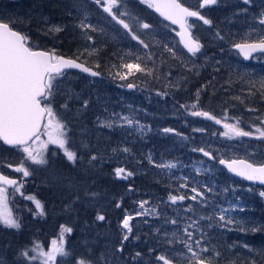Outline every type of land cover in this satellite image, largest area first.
I'll return each instance as SVG.
<instances>
[{"label":"rangeland","instance_id":"rangeland-1","mask_svg":"<svg viewBox=\"0 0 264 264\" xmlns=\"http://www.w3.org/2000/svg\"><path fill=\"white\" fill-rule=\"evenodd\" d=\"M31 1L32 4L30 5H26L25 0H13L9 3L1 2L0 19L4 22H10L12 25L15 24L17 29L24 30L30 40L35 44H38L39 48L43 50L54 49L58 55H62L60 44H64V42L71 43L72 45L76 44L79 52H83L85 46H87L89 50L96 49V54L88 55L87 52H84V54L80 57L83 60L89 62L94 68L104 69L107 76H109V82L113 83L116 88V95L102 94L100 89L103 87V85H101V83H99L94 78L91 79L86 75L75 71L65 74L56 81L57 90L52 97V107L57 113L58 118L67 125V147L69 150L74 151L73 147L75 142L82 136L81 134L77 133V128L74 126L72 120L74 121V117H78L81 121H83V119L87 117L88 120H91L90 129L97 133V138L95 141L98 143L92 149L93 153L90 154L96 155L98 157L97 161L94 162L95 166L93 167L90 165L91 170L96 173L97 170L108 168L112 169L114 166L115 168L124 167L127 170L132 171L134 175L148 178L151 184H154L155 181L162 184L169 183L171 185L169 190L171 191H168V194H171V192L174 190H178V192L172 193V195L177 196L182 194H185L186 196L194 195V193L191 192V189H188L191 185H193L195 188H197V190L202 191L205 194L203 197L205 201L204 203L200 202V198L193 202L198 205H207V207L211 208L213 212V215L209 216L211 219L205 218L203 221H201V228L202 232L204 233L203 238H206V236H208L211 231H214V229H225L228 232L236 233V235H238L241 227L245 229L247 233L252 232L256 234V232L262 231L263 234H261L263 238L261 243H257L255 239L253 241L243 240V244L238 243L234 249L238 251V256L242 253L239 247L245 249L243 252L249 251L247 255L242 256V258L245 259V262L248 261L251 264H256L259 261V258L264 260V217L263 215L260 216L259 214L255 213L254 216H252L253 210H251L252 207L255 206L253 200L261 202L264 207V196L260 195V193L264 191V188H258L242 180L241 181L244 183V185L247 186L241 184L234 187V183H230V185L233 187L232 192L237 195L226 198L225 195H228V193L224 191L225 198L223 205H213L211 202L213 194L208 191L201 190L202 187L200 188L199 186H201L202 183L199 182L195 177L204 176V173L207 172L211 178L217 179L216 170L213 167L215 164L213 163L212 159H210V157L204 156L203 160L199 161V159L193 155L191 148L184 154H180L178 151H175L174 153L172 152L171 155L164 154L156 156L153 147L151 146L153 141L160 137L161 134L176 136L188 130V133L192 137L190 140L187 139V143L192 141V149L202 148L204 151L211 153V156L216 160H219L223 157L229 159L235 157L248 159L255 164L264 163V142H260L259 140H255L249 136L229 138L228 136L224 135V133L227 131L225 128H222L221 131L213 128L209 130L205 124L206 120L203 117L190 115V112L193 110H204L208 112L210 111L216 119L222 120L228 124H236L238 119L240 121L239 126L244 131L253 132V137L255 138L258 134L255 131L256 128L264 129V124H261L260 119H258H264V98L259 97L262 102L259 107H254L253 104L250 106L245 105L240 109H237L235 106H232L230 109H222V106L220 108L210 106L211 108L208 109L209 104L205 103L202 97L203 91H206L205 85L211 84L213 89H218L217 91H224L225 89L223 88L225 87L231 89V87L234 86V84H230V80L223 81L221 78L223 77L221 75L223 74L224 67L227 65L232 67H237L240 64L243 65L241 63L243 60L241 59L240 55L232 50V46L234 44L249 42L264 37V25L259 23L257 24L254 19L248 18L245 11H239V4H243V0H225L222 2L224 9L239 12L237 15L228 14L226 18L221 19L223 20L222 22L217 21L220 25L219 30L223 31L218 37L211 36L214 32L209 31L210 25L204 26V32L202 28L196 31L203 44L207 45L206 43L210 41L207 52L210 53V59H214V65L218 67V71L214 74L208 73V75H192L197 78H203L204 80L201 82L203 84L197 86L195 93H192L187 98L184 97L182 91L174 92L172 95H169L170 91H164L163 88L159 90L158 87H154V89L151 91L147 90L144 84L139 81L141 79L144 80L145 77H147L142 73H134L133 75L128 76V78H136L137 82L128 81V78L124 80H121L118 77L114 78L115 73L117 71H121L119 65L122 62H135L137 55L145 56L146 53L152 54V60L148 62V66L151 67V63L152 65L155 64L157 68L163 66L166 68V70H168L167 74L171 73L174 63L177 62L186 63L188 69L195 72H200L203 71L204 68H207L206 65L208 60H206V54L202 53L195 59L188 55L185 56V51H183L181 45H178L179 38L177 37V33H175L172 28L165 26L163 23H148V7L146 4L140 3V0H124L120 10H126L129 15L121 18L124 19L126 23H129L130 27L135 30L134 33L149 45L147 49L139 44L138 41L133 40L128 30L124 29L120 24L116 23V21L112 20V18L107 13H105L101 7L95 5L92 0H70L69 6L70 8H73V11L71 14L68 12L66 13V15L69 16V20H66L65 23L58 21L54 22L48 17L43 16V14L38 13V11L43 6L42 4L44 0ZM187 1L192 5L194 2H196L195 0ZM262 1L263 0H250V3L248 4L261 3ZM74 4L77 6L73 7ZM213 5L214 4L210 5V7ZM197 7L199 8L198 5ZM206 7L207 5L205 8ZM85 12L88 16L85 22L93 25L97 29L95 32L85 30L88 31V34L93 37L91 41H86L81 34L82 30L76 27L80 20L83 19ZM133 17L139 18L140 22L148 23L151 25V27L149 29H141ZM258 18L260 20L261 16ZM45 20L52 22L49 23V25L59 24L65 26L64 31L56 34L55 36L44 35V37H42V41H40L33 27L37 24H40L41 22H44ZM47 25L48 24L45 23L44 26L41 23V26L38 30L39 33L43 34L42 30L46 29ZM222 34H225L226 36H224L223 39H220L219 37H222ZM210 36L211 40L207 39L210 38ZM45 43H48L50 46H47ZM166 46L175 52V56H173L171 52L167 51ZM182 51L185 54H183ZM62 56L66 57V55ZM121 58H123V61ZM169 64H172V66H168ZM96 65H99V67ZM113 65H117V67L114 68ZM249 65L250 66L248 67H243V69H246V71L243 72V75L252 77L254 79L253 81H257L259 84L264 82V69H261L264 67V57ZM220 69L222 74L218 75ZM163 73L164 72L160 70L158 74L156 72L155 75L151 77L156 79V76L159 75L160 77ZM177 74L178 73H176V75ZM164 79L165 78H159L156 80L161 82ZM165 80L167 81V79ZM109 82H107V86L110 87L111 84ZM117 83H135L138 85V90L136 92L124 93L116 87ZM176 87L178 88V86ZM198 89L200 90L199 97H201L199 102L196 100V93ZM158 93H167V95H158ZM248 93H250L249 90L244 91V94ZM69 94L72 96L71 99L69 98ZM241 99H243V97L240 96L239 100ZM83 100L89 101L88 107L86 109L82 106ZM232 101L236 100H234V98H230L229 103H232ZM243 101L245 102L244 99ZM65 102L68 103L67 109L62 107ZM166 102L173 103L176 109L175 112H173V116L167 117L172 119L174 122L176 121L174 126H180L171 128L172 126L166 125L164 129H173L172 132L168 133H165L164 129L156 124L155 120L159 117L158 113L153 115V113L157 110L156 108L160 109L166 104ZM194 103L197 104L196 109L191 108V105ZM181 105H187L188 107H181ZM176 107L182 108L184 114L180 113ZM249 109H255V111H249ZM121 117H128L134 122L131 126H129L121 119ZM246 120L253 122L252 128L244 123ZM107 123H111L112 127L103 126ZM197 129H201V131H197ZM42 131L44 132V129ZM43 132L40 135L39 140L31 142V147L35 150L34 154L36 152H43V155L48 160V163L40 165L33 164L31 161H26L25 166L28 167L31 173L27 177H24L22 173L15 172L14 170L15 167L20 164L21 160L25 159V154L18 151L17 149L9 151L6 146L0 149L2 152V154L0 152L1 168H4V170L10 174L18 176V178H13L19 179V185H22L19 192L7 188L8 198L6 207L7 210L11 211L12 217L16 219L18 223H20L21 216L26 218L28 215H30V213H33V211L38 212V210L35 208L34 202L32 200L26 199V197H28L26 195L28 192L27 189L33 182V177L35 175H37L36 177H42V173H45L43 176L44 179L42 178V184H45L44 182L51 181L50 184L56 183V185L58 184V181L61 183L60 180L63 178L52 173V175L47 174L51 171L50 166L46 168V171H44L42 168V166H47L49 164L52 165L51 158L53 155H56L57 158H66L64 155H61L63 150L59 149L55 145L48 144L46 149L41 147L42 143L48 139L47 135H44ZM100 135L105 137L104 142L99 140L98 137ZM148 136L151 138L149 144L148 140L145 138ZM157 146L161 151L164 150V145L161 143H159ZM123 148H128L130 151L125 153L122 151ZM113 149H116V151L114 152ZM50 151H52L51 154H49ZM149 156L152 157L153 163H149ZM84 163L89 164L88 157L84 160ZM166 163H173L176 165V167L171 169H163L155 166L156 164ZM189 163L191 164L190 166L187 165ZM215 163L218 165L217 161ZM8 165H11L12 167H8ZM55 167L61 168L60 165ZM189 169H193L191 174L188 173ZM175 171H180V174H183V176H178ZM110 176L117 179V177L114 175V169H112ZM98 179H103L102 175L101 177H98ZM236 179L240 180L239 178ZM177 181L178 183H176ZM181 183H186L188 187H180ZM63 185L69 188V186L66 184ZM45 187L47 189V186ZM133 190L134 189H132V191ZM56 194L57 193H55V195ZM135 195L136 196H134V199L135 202H137L136 204H138L136 208L138 211H143L139 207V203L141 201L140 196L137 194ZM254 197H257V199ZM179 202L182 201H177L176 204ZM148 203L150 205V207L147 209L148 212L152 209H155L156 213H160V209L158 207L162 205L161 202L157 200H148ZM145 207L147 206L145 205ZM221 208L228 210L226 217L235 221L232 225L224 227L222 226V222L218 220ZM149 213H152V211ZM155 216L156 214H154V217ZM259 216L260 218H258ZM134 219L136 222V230L145 235V229L151 227L145 223L146 217H144V215L137 216L135 214ZM154 219H156L153 222L154 225L157 226V224H159L161 230L165 232L170 231L169 234L163 233L162 236H172L171 234L173 232L178 234L175 225L169 227V223H165L162 219ZM0 225L4 227L2 223H0ZM209 225H211V227H209ZM56 234L57 235H54V238L51 239L52 241L56 240L57 243H59L58 237L60 231H58ZM69 235L70 233L65 234V250L66 241ZM202 242L205 245L204 240ZM244 245H248V247L246 248ZM33 246H26L28 248L23 246L22 249L29 250V256L37 255V253L31 251ZM259 246H261V248ZM163 252L171 253V255L182 252L184 253L185 257L190 255L187 253L186 249H182V247L178 248L175 245L167 246V249H164ZM60 259L61 257L58 256L57 262H59ZM6 261L7 260H5V258H0V264H7ZM42 261L43 257L37 256L36 260L29 262L30 264H42Z\"/></svg>","mask_w":264,"mask_h":264},{"label":"trees","instance_id":"trees-1","mask_svg":"<svg viewBox=\"0 0 264 264\" xmlns=\"http://www.w3.org/2000/svg\"><path fill=\"white\" fill-rule=\"evenodd\" d=\"M10 1L13 0H0V3H9ZM25 2L26 5L32 4L31 0H25ZM69 2L70 0H44L43 6L38 13L43 14V16L48 17L54 22L58 21L65 23L66 20H69V16L66 15V13L68 12L71 14L73 11V8L69 6ZM41 23L45 26V21ZM41 23L33 27L40 41H42V37H44V34L38 31ZM49 23L52 22L47 21L46 24L49 25ZM14 27L17 26L14 24ZM20 30L22 31V29ZM45 44L50 46L48 43ZM60 45L61 54L66 55L68 58H75L79 51L76 44L72 45L71 43L64 42V44ZM79 61H83L92 67L89 62L83 60L81 57ZM242 64L243 65L240 64L237 67H232L230 65L224 67L223 77L221 78L223 81L230 80V84H234L231 89L225 87L223 88L225 89L224 91H217L218 89H213L211 84L205 85L206 91H203L202 97L203 101L209 104L208 109L211 108L210 106H215L216 108L222 106V109H230L232 106H235L237 109H240L245 105L250 106L254 104V107H259L262 104L259 99V97L262 98L260 84L257 81H253L254 79L252 77L243 75V72L246 71L243 67H248L250 65L244 62ZM152 66H155V64L152 65L151 63V67ZM168 66H172V64ZM204 69H208V67ZM97 70L105 75L104 80H97L103 85L100 89L101 93L116 95V88L113 83L109 82V76H107L104 69L97 68ZM160 70L164 73L160 77L158 75V77L160 79L165 78L167 81L164 79L159 82V80H156L157 78L153 79V77L149 76L145 77L144 80H139L144 84L147 90L151 91L154 87H158L159 90L163 88L164 91H170L169 95H172L174 92L182 91L184 97L187 98L192 93H195V89L198 85L203 84L201 82L204 79L192 76L196 75L194 73L195 71L189 70L186 63H174L170 75L167 74L168 70L163 66L157 68V74ZM176 73L178 74L176 75ZM106 81L111 84L110 87L107 86ZM128 81L137 82V79L131 77L128 78ZM253 84H255V87L252 86ZM176 86H178V88ZM245 90H249L250 93H254V95H250V93L244 94ZM240 96L243 97L245 102L243 99H236L237 97L240 98ZM230 98H234L236 101L229 103ZM199 99H201V97H199ZM176 108L180 113L184 114L182 108ZM156 109L153 115L157 113L159 115L155 120L158 126L162 127V129H164L166 125L172 126L171 128L180 127L174 126L176 121L174 122L167 117L173 116V112L176 110L173 103L166 102L163 107ZM209 113L211 112L209 111ZM74 118L72 122L77 128V133L82 136L75 142L73 150L78 156L83 157V160L73 165L71 162L67 161L66 158H57L56 155H53L51 158L52 165L42 166L44 171L50 166L51 171L47 174L52 173L61 178L63 177L62 180H60L61 183L58 181L56 185V183L50 184L51 181H48L42 184L45 173H42V177L40 176L41 178L39 176L36 177L37 175L33 177V182L27 189L28 192L26 195L33 196L41 202L44 214L39 215L37 214L38 212L33 211V213H30L26 218L21 216L22 220L20 219V227L18 229L0 225V258H5L7 264H30L28 259L21 255L24 250L22 249L23 246L29 247L38 243L43 246L45 251H48L52 241L51 238H54V235H57L56 233L60 231L61 225H64L73 229L66 241V251L69 255L61 257L60 261L56 264H61V260H63V264H77V261L80 259L86 262L91 261V264H162V262H157L156 260L157 255L160 254H167L169 257H175L174 264H186V260L181 259V257L176 256V254L171 255V253L163 252V250L167 249V246H169L167 241L170 239L174 241L171 245H175L178 248L182 247V249L185 248L183 244L179 243L173 236H162L163 233L169 234L170 231L165 232L161 230L159 224H157V226L154 225L153 222L156 220L154 218L162 219L164 222L166 219H178L179 224L175 225L178 231L177 237L187 239L183 233L185 224L190 222L187 218L191 217L193 220H197L202 230L201 221H203V219L200 218H207L213 215L212 209L208 208L207 205L195 204L188 199L178 204H172L167 199L169 195L168 191H171L169 190L171 186L169 183L162 184L155 181L154 184H151L148 178L139 177L137 175L126 180L122 178H112L110 173L112 169H115V166L112 169L95 170V173L90 169L91 167L89 164L84 163V160L93 153L92 149L98 144L95 141L97 133L90 129L91 120H88L87 117L83 119V121L78 117ZM244 123L252 128L253 122L246 120ZM191 137L188 130L176 136L161 134L160 137L153 141L151 146L156 156L164 154L171 155L172 152L174 153L175 151L184 154L191 148L193 155L199 159V161H202L204 158L202 152L193 151L192 141L187 143V139L190 140ZM98 138L104 142V136L100 135ZM145 138L148 140L149 144L151 138L149 136ZM159 143L164 145L163 151L158 149L157 145ZM52 151H50L49 154H51ZM61 155H64V153H61ZM210 159H212L215 164L213 167L216 170L217 179L211 178L207 172L201 177L195 176L194 173L193 175L202 183L201 186H199L200 188L202 187L201 190L213 194L211 199L213 205H223L225 197L237 195L232 192L233 187L230 183H234V187L241 184L244 185V183L236 179V177L229 175L226 170L218 167L215 163L216 161L218 163V160L215 158ZM58 165H60L61 168L55 167ZM187 165L190 166L191 164L189 163ZM192 172L193 169L188 170L189 174ZM176 174L178 176H183V174H180V171H177ZM101 175L103 179L100 180L98 177H101ZM176 183H178V181ZM63 184H66L69 188ZM45 186H47V189ZM193 187L194 186L191 185L188 189ZM132 189L134 190L132 191ZM224 191L228 193L225 197ZM174 192H178V190L172 191L171 194ZM55 193L57 194L55 195ZM86 193L89 195H86ZM91 193H96V195L92 196L90 195ZM135 194L140 196L141 201L157 200L161 202L162 205L158 207L160 209L159 215L154 217L153 213H149L151 211H149L147 215H144V217H146L145 221H147L145 223L151 226L145 229V235L136 230V222L134 221L135 223L132 224V238L125 242L124 251L121 253L116 251V249L119 246L122 233L120 227L122 218L126 214L135 217V214L139 212L136 208L138 204H136L137 202H135L134 199V196H136ZM254 198L257 199V197ZM253 202L255 206H253L252 209L250 207V209L253 210L252 216H254L255 213L260 216L263 215L264 217V207L262 203L257 200H253ZM118 203L121 205L120 208L116 207ZM145 205L147 206L145 207L147 210L150 205L149 203ZM189 205H191L193 211L185 212L184 209ZM98 213L105 215L106 218L104 221L96 220ZM260 216L258 218H260ZM168 225L169 227L172 226L170 223ZM157 229H159V231H157ZM189 231L194 232L196 239L200 238L201 232H196L194 228H190ZM261 233L263 234L262 231L256 232V234L252 232L247 233L244 229L240 230L238 235H236V233L228 232L225 229H214V231H211L203 240L205 246L220 252L221 255L219 257L213 256L214 262L218 261V264H251L248 261L245 262V259L242 258V256L247 255L249 251L243 252L245 249L239 247L242 253L238 256V251L235 250L234 247L237 246L238 243H242L243 240L253 241L255 239L257 243H261L263 238ZM137 236L139 239H135ZM259 247L261 248V246ZM150 249H153V251H150ZM136 252H140L141 256L133 259ZM204 255L207 256L210 254L205 253ZM256 264H264V260L259 258Z\"/></svg>","mask_w":264,"mask_h":264},{"label":"snow or ice","instance_id":"snow-or-ice-1","mask_svg":"<svg viewBox=\"0 0 264 264\" xmlns=\"http://www.w3.org/2000/svg\"><path fill=\"white\" fill-rule=\"evenodd\" d=\"M92 2L101 7L105 13H107L112 20L120 24L124 29L128 30L131 34L133 40L138 41L145 49L149 47L144 40L140 39L136 35L129 23H126L121 17L128 16L129 13L126 10L121 11V6L123 5L124 0H92ZM244 4L250 3V0H243ZM140 3L146 4L149 8L154 9L160 16L165 20L171 21L172 24H177L181 28V32L178 35L181 36V42L184 47L195 56L200 50L202 45L199 40L192 36L190 31L192 25L188 23L189 18L196 17L199 20L203 21L205 25H211V20L206 19L200 14L199 11L191 10L189 7H185L180 0H140ZM217 0H202L199 4V8H204L206 5L216 4ZM77 5H73L76 7ZM126 9V6H125ZM115 10V11H114ZM70 14V13H69ZM87 13H84L83 19L76 25V27L82 30L81 34L86 41H91L93 37L88 34L90 30L92 32L97 31V29L85 21L87 20ZM133 19L139 24L141 29H149L151 25L148 23H142L139 21V18L133 17ZM45 23L47 21L45 20ZM261 25H264V13H261V18L259 20ZM63 25L59 24H50L46 29L42 30L45 36H55L60 32L64 31ZM219 35V34H217ZM223 39V37H219ZM234 47L240 49L247 58L252 52L261 51L264 52V37H261L258 42L254 43H239L235 44ZM167 48V46H166ZM167 51L171 52L175 56V52L172 49L167 48ZM87 52L88 55L96 54L97 50H89L85 46L83 52H79L75 58H66L64 56L57 55L55 50H39L38 44L30 42V38L18 31L15 30L10 22L0 21V141L3 144L16 148L18 151L25 154V159L21 160L20 164L15 167L16 172H20L24 177L29 176L31 173L28 167L25 166L26 161H31L33 164L44 165L48 163V160L43 155V152H36L34 154V149L31 147L30 142H35L39 140L41 133V128L43 127L44 135H47V141H44L41 145L42 148L46 149L48 144L57 146L59 149L63 150L64 156L67 161L71 162L73 165L77 164L78 161L83 160V157L77 155L75 151L69 150L68 145V128L67 125L58 118L57 113L52 107V97L54 96L57 85L56 81L65 75V69H80L84 73H89L91 76H98L100 73L92 71L91 68L86 67L83 63H79L78 60L81 55ZM123 61V58H121ZM152 60V54L146 53L145 56L137 55L135 62H122L119 65L121 71L115 73L114 78H119L121 80L127 79L128 76L133 75L134 73H142L146 76H154L157 72L155 66L149 67L148 62ZM99 67V65H96ZM117 67V65H113ZM126 70V71H125ZM170 75V73H169ZM155 78L159 79L158 76ZM255 87V84L252 85ZM127 87H133L132 84H128ZM261 96L264 98V82L260 84ZM254 95V93H250ZM158 95H167V93H158ZM200 90H197L196 100L199 102ZM69 98L72 96L69 94ZM78 98V96H77ZM236 99H239L238 97ZM89 104L88 100L82 101L83 108H87ZM63 108H68V103L65 102L62 105ZM181 107L187 108V105H181ZM192 109L197 108V104L194 103L191 105ZM249 111H255V109H249ZM190 115L196 117H204L209 120H215V123H221V120H218L210 114L208 111L204 110H193L190 112ZM121 119L131 126L133 120L128 117H121ZM260 119L261 124H264V119ZM240 121L237 119L236 124H224V128L227 130L224 135L229 138L232 137H247L253 136L254 133L251 131H244L240 126ZM103 126L112 127L111 123L104 124ZM173 129L165 128L164 132H172ZM201 131V129H197ZM256 133L258 139H264V129L256 128ZM115 152L116 149H113ZM123 152L127 153L130 150L128 148H123ZM193 151H200L204 156H211V153L204 151V149H193ZM98 157L96 155H90L88 157V163L91 166H95L94 162L97 161ZM149 163H153L152 157H148ZM219 163L225 165L230 172L235 173L238 176H242L248 180H258L260 183L264 184V164L259 166L254 165L253 163H248L245 160H231L226 161L220 159ZM158 168H174L176 167L173 163L166 164H156ZM8 167H12L8 165ZM114 175L117 178L128 179L134 175L132 171L127 170L124 167H117L114 169ZM5 185H10L15 187V191L19 192L22 185H18V182L14 179H9L7 176L0 174V223L8 228L20 227V224L16 219L12 217L11 211L7 210V188ZM180 187L187 188L186 183L181 184ZM210 190V189H209ZM191 192L194 195H168V200L172 204H176L177 201H184L186 199L191 201H197L200 198V202L204 203V193L198 191L197 188H191ZM86 195H89L86 193ZM90 195L95 196L96 193H91ZM261 196H264V192L260 193ZM26 199L32 200L35 204V208L38 210L39 215L44 214L43 205L39 200L33 196H28ZM148 201H141L139 203L140 209L136 213L137 216L147 215L148 210L145 209V204ZM117 208H120L121 205L116 204ZM153 214L159 215L156 213L155 209L151 210ZM185 212L193 211L191 205L184 209ZM227 209H220L218 220L222 222V226L227 227L232 225L235 221L231 218L226 217ZM179 215V213H178ZM105 215L97 214V221H104ZM188 223L185 224L183 228V233L187 237H177V233L173 232L171 235L176 238V240L183 244L184 248L187 250V253L190 255L185 257L184 253H176V256L181 257L186 260V264H218V261L213 260L214 257H219L221 254L214 249H210L205 246L203 241L204 233L199 227V222L193 220L191 217L187 218ZM200 219H205L201 217ZM211 219V217H207ZM133 220L132 215H124L121 221V238L119 241V246L116 251L123 252L125 247V242L129 241L132 238L133 226L130 223ZM147 222V221H145ZM165 223H170L172 225H178V219L165 220ZM211 227V225H209ZM190 228H194L196 232H201L199 239L195 238L193 231H189ZM231 230V229H229ZM241 230H244L241 227ZM255 230V229H253ZM73 229L71 227H66L61 225L60 234H59V243L56 240H53L51 247L48 251H44L42 245L36 243L31 249L32 252L37 253V255L29 256V250H24L21 255L28 259L29 261H34L37 259V256L43 257L42 264H56L57 257H65L69 253L65 250L64 247V238L66 233H71ZM159 231V229H157ZM167 235V234H166ZM139 239V237H135ZM173 240H168L169 245L173 244ZM248 247V245H244ZM153 251V249H150ZM209 253L210 255H204ZM141 256L140 252H136L133 259H136ZM157 262H162V264H174L175 257H169L167 254H160L156 257ZM63 264V260H61ZM77 264H91V261H84L80 259L77 261Z\"/></svg>","mask_w":264,"mask_h":264},{"label":"flooded vegetation","instance_id":"flooded-vegetation-1","mask_svg":"<svg viewBox=\"0 0 264 264\" xmlns=\"http://www.w3.org/2000/svg\"><path fill=\"white\" fill-rule=\"evenodd\" d=\"M196 2H194L193 3V5L190 3V2H188L187 0H180V2L182 3V4H184V6H186V7H189L191 10H195V11H199L200 12V14L202 15V16H204L206 19H209V20H211V25L209 26L210 27V32H214L211 36H213V37H218L219 35H220V33L221 32H223V31H221V30H219L220 29V25L218 24V22L217 21H219V22H222L223 20H221V19H223V18H226L227 17V15L228 14H232V15H237V13L239 12V11H245V13L247 14V17L248 18H251V19H254L255 20V22L258 24L259 23V16H261V13H264V0L261 2V3H251V4H239V7H240V9H239V11L238 12H235L234 10H226V9H224V6H223V4H222V2L223 1H225V0H217V2L218 3H216V4H214L212 7H210V5H207V7L204 9V8H198L197 7V5L199 6V4L202 2V0H195ZM238 5V4H237ZM147 6V5H146ZM148 7V6H147ZM210 7V8H209ZM203 10H205V11H203ZM147 12H148V23H150V24H152V23H158V24H164L165 26H167V27H169V28H172V30H174V32L175 33H177V37L179 38V41H178V45H181V43H180V35H178V33H179V29L177 28V27H175L174 25H172V24H170L169 22H166L165 20H163L160 16H157L156 14H155V11H153V9L152 8H147ZM188 23L190 24V25H192V27H191V29H190V31H191V33H192V36L194 37V38H196V39H198L199 40V42H200V44L202 45V47H201V50L195 55V56H193V55H191V54H189L185 49H183V47H182V45H181V47H182V49H183V51H185V53L183 52V54H185V56H191V57H193L194 59L196 58V57H198V56H200L202 53H204V54H206L207 55V57H206V60H208V62H207V67H208V69H204L203 71H200V72H194V73H196V75H208V73H211V74H214V73H216L217 71H218V67L217 66H215L214 65V59L212 60V59H210V53L209 52H207V48L209 47V42L210 41H208L206 44L207 45H205V44H203V42H201V40L199 39V36H198V34L196 33V31H198V29H201L202 28V30H203V28H204V26H206L204 23H203V21H201V20H199L198 18H196V17H191V18H189V20H188ZM260 24V23H259ZM132 31L134 32L135 30L134 29H132ZM203 32H204V30H203ZM206 33V32H205ZM217 34H219V35H217ZM211 36H210V38H207V39H209V40H211ZM224 36H226L225 34H222V37H224ZM258 40L259 39H256V40H252V41H249V42H247V43H253V42H258ZM212 42V41H211ZM237 44V43H236ZM235 45V44H234ZM234 45L232 46V50L234 49L233 47H234ZM154 47V46H153ZM236 52V51H235ZM237 53V52H236ZM263 55V56H262ZM262 57H264V54H257V55H255L254 57H253V59L248 63V64H253V62H255L256 60H260ZM241 63H243V62H241ZM261 69H264V67H262ZM252 71V70H251ZM252 72H254V71H252ZM257 72V71H256ZM221 75L222 74V71H221V69L219 70V73H218V75ZM156 96V95H155ZM205 119V118H204ZM206 120V122H205V124L207 125V127L209 128V130L210 129H216V130H220L221 131V129L222 128H224V124L226 123V122H224V121H222L221 120V123H219V124H217V123H215V120H209V119H205ZM257 136H258V134H257ZM256 136V137H257ZM249 137H252L253 139H255V140H259L260 142H264V139H258V138H255V137H253V136H249ZM9 149V148H8ZM16 149V148H15ZM15 149H9V151H12V150H15ZM0 170L4 173V174H6V175H8V176H11V177H15V178H18V176H15V175H13V174H10L9 172H7L6 170H4V168H1V165H0ZM16 172V171H15ZM20 183H18V185H19ZM262 188H264V187H262ZM12 190H15V188H13ZM264 192V191H263Z\"/></svg>","mask_w":264,"mask_h":264},{"label":"water","instance_id":"water-1","mask_svg":"<svg viewBox=\"0 0 264 264\" xmlns=\"http://www.w3.org/2000/svg\"><path fill=\"white\" fill-rule=\"evenodd\" d=\"M186 7V6H185ZM153 11H155L154 9H153ZM155 14L157 15V16H160L159 15V13H157L156 11H155ZM163 20H165L162 16H160ZM166 22H169L170 24H172L171 23V21H168V20H165ZM172 25H174L175 27H177L178 29H179V33L181 32V28H180V26L179 25H177V24H172ZM180 40H181V36H180ZM254 43V42H253ZM181 45H183V43L181 42ZM183 47H184V45H183ZM185 48V47H184ZM239 54H241V56L246 60V61H250L252 58H253V56L254 55H256V54H258V53H264V52H261V51H255V52H252L247 58H245V56H244V54L240 51V49H238V48H236V47H233ZM186 49V48H185ZM39 50H41V49H39ZM187 50V49H186ZM188 51V50H187ZM191 54V53H190ZM79 62V61H78ZM79 63H83V62H79ZM84 64V63H83ZM86 67H89V66H87L86 64H84ZM90 68V67H89ZM70 70H74V71H77V72H80V73H83V74H85V75H87V76H89V77H91V78H101L102 77V75L100 74V75H98V76H91L89 73H84V72H82L80 69H75V68H73V69H65L64 71H70ZM91 70L92 71H96L94 68H91ZM96 72H98V71H96ZM99 73V72H98ZM133 85V87H131V88H129V87H127V86H124V85H119V87L122 89V90H124V91H135L137 88H136V86L134 85V84H132ZM42 129V128H41ZM3 143V142H2ZM6 146H8V145H6ZM9 148H13V147H11V146H8ZM222 159H224V160H226V161H231V160H245V161H247L248 163H252L251 161H249L248 159H243V158H234V159H228V158H225V157H223ZM254 164V163H253ZM219 165L222 167V168H224V169H226L227 171H228V173H230L232 176H237L238 178H240L241 180H244L245 182H249V183H252V184H255V185H262V186H264V184H262V183H260L258 180H248V179H245L244 177H242V176H238V175H236L235 173H233V172H230L229 170H228V168L225 166V165H222V164H220L219 163ZM254 165H256V164H254ZM259 165H261V164H258V165H256V166H259ZM0 174H2V173H0ZM9 178V177H8ZM9 179H12V178H9ZM15 180V179H14ZM17 182H18V179L16 180ZM8 187H14V186H10V185H7ZM131 224H133L134 223V220H132L131 222H130Z\"/></svg>","mask_w":264,"mask_h":264},{"label":"bare ground","instance_id":"bare-ground-1","mask_svg":"<svg viewBox=\"0 0 264 264\" xmlns=\"http://www.w3.org/2000/svg\"><path fill=\"white\" fill-rule=\"evenodd\" d=\"M241 43H245V42H241ZM239 44V43H238ZM234 51H236L235 49H233ZM237 52V51H236ZM237 54H239L238 52H237ZM258 54H264V53H258ZM240 55V57H241V59L243 60L242 62H244L245 64H248L250 61H246L242 56H241V54H239ZM257 55V54H256ZM255 56V55H254ZM253 56V57H254ZM249 65V64H248ZM96 71H98L96 68H94ZM72 71H74V70H72ZM75 72H77V71H75ZM101 75H102V77L101 78H96V80H104V78H105V75H103L102 73H101V71H98ZM78 73H80V72H78ZM81 74V73H80ZM83 74V73H82ZM85 75V74H84ZM87 76V75H86ZM221 76H223V74L221 75ZM87 77H89V76H87ZM89 78H91V77H89ZM92 79V78H91ZM106 80V79H105ZM118 84H121V83H118ZM129 84V83H128ZM128 84H121V85H124V86H127ZM134 85H136L135 83H133ZM137 86V85H136ZM252 184V183H251ZM254 186H256V187H264V186H262V185H255V184H253Z\"/></svg>","mask_w":264,"mask_h":264}]
</instances>
